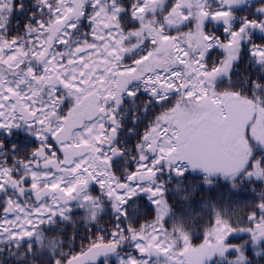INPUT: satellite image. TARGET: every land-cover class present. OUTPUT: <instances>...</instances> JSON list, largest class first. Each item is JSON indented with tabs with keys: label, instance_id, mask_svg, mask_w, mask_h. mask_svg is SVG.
Returning <instances> with one entry per match:
<instances>
[{
	"label": "snow or ice",
	"instance_id": "6c2138e0",
	"mask_svg": "<svg viewBox=\"0 0 264 264\" xmlns=\"http://www.w3.org/2000/svg\"><path fill=\"white\" fill-rule=\"evenodd\" d=\"M17 130L38 143L0 139V252L27 264H254L264 0H0V131ZM219 181L232 199L204 205L193 247L170 193ZM138 201L152 219L138 220ZM238 207L247 215L233 219ZM105 215L108 238L78 254L49 240L46 254L45 229L85 217L102 232Z\"/></svg>",
	"mask_w": 264,
	"mask_h": 264
},
{
	"label": "trees",
	"instance_id": "16d2710c",
	"mask_svg": "<svg viewBox=\"0 0 264 264\" xmlns=\"http://www.w3.org/2000/svg\"><path fill=\"white\" fill-rule=\"evenodd\" d=\"M242 14L246 15L247 13L244 12ZM217 31H220V29H217ZM132 111H138V109H130V114ZM140 130L143 131V126H141ZM193 183L199 184V181H193ZM257 191H259V189ZM170 195V203H172L174 210L177 213L175 219L190 229L193 247H197L203 243L205 232L209 228V218L206 215L207 209L204 205L207 202H213L218 208L223 210V204H226L232 199V195L228 190V185L224 181H219L216 186L210 189L203 185L195 188L182 186L179 190L173 189V193H170ZM229 212L233 215V219H235L236 217L243 218L247 215L248 210L238 207L235 208V210L229 208ZM152 215L153 211H151L149 216L145 215L144 212L139 211L138 220L144 222L145 219H152ZM112 223H114L112 218L106 221H101V226L103 227L102 232L98 231L95 227L86 229L82 223H75L73 228L70 224L59 225L58 227L61 231L57 232H51L45 229V252L47 255H54L53 249L47 247V243L49 240H56L64 242L63 245H57L56 251L62 249L65 252L71 251L72 254H78L82 247L86 248L88 243L91 240H95L99 235L103 234L105 238H108ZM73 236H75V238L71 245H69ZM236 242L239 243V241ZM55 258L60 259L59 256H56ZM251 259L254 264H264V251H262L259 256L252 255ZM0 264H27V262L17 261L15 257L9 255L8 250L5 247L4 251L0 252ZM41 264H47V262L44 261L41 262ZM100 264H107V262L104 260ZM108 264H117L115 256L109 259Z\"/></svg>",
	"mask_w": 264,
	"mask_h": 264
},
{
	"label": "flooded vegetation",
	"instance_id": "af4514ba",
	"mask_svg": "<svg viewBox=\"0 0 264 264\" xmlns=\"http://www.w3.org/2000/svg\"><path fill=\"white\" fill-rule=\"evenodd\" d=\"M0 139H2L5 145L8 146L9 148H11V145L13 143L21 145L24 148L33 147L38 143L35 137L28 138L27 135L23 131H20V130H17L16 135H13V136H8L2 131H0ZM138 204L140 205L139 211L144 212L145 215L147 216H149L151 211H154L153 206H148L146 201H138ZM108 219H111V216L105 215L103 218L104 221ZM86 222L87 221L85 217H80L75 220V223L85 224Z\"/></svg>",
	"mask_w": 264,
	"mask_h": 264
},
{
	"label": "water",
	"instance_id": "95a60500",
	"mask_svg": "<svg viewBox=\"0 0 264 264\" xmlns=\"http://www.w3.org/2000/svg\"><path fill=\"white\" fill-rule=\"evenodd\" d=\"M104 259H105L104 257H101V258L99 259V261L97 262V264L100 263V262H102Z\"/></svg>",
	"mask_w": 264,
	"mask_h": 264
}]
</instances>
